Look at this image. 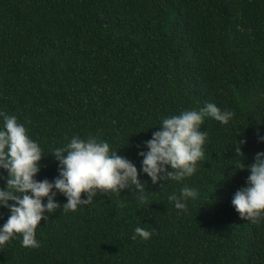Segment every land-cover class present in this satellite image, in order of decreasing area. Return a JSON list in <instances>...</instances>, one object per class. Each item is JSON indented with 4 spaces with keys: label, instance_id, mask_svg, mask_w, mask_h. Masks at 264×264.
I'll return each instance as SVG.
<instances>
[{
    "label": "trees",
    "instance_id": "trees-1",
    "mask_svg": "<svg viewBox=\"0 0 264 264\" xmlns=\"http://www.w3.org/2000/svg\"><path fill=\"white\" fill-rule=\"evenodd\" d=\"M207 102L234 121L201 123L206 160L184 181L201 196L177 210L165 194L180 185L139 174L137 146L162 116ZM0 109L44 148L36 179L58 175L48 151L92 133L135 163L147 192V202L124 189L57 208L36 228L39 247L17 235L0 264H264V222L231 204L249 170H234L228 147L244 141V164L264 151V0H0ZM7 216L0 207V224ZM140 223L155 229L149 239H132Z\"/></svg>",
    "mask_w": 264,
    "mask_h": 264
},
{
    "label": "clouds",
    "instance_id": "clouds-1",
    "mask_svg": "<svg viewBox=\"0 0 264 264\" xmlns=\"http://www.w3.org/2000/svg\"><path fill=\"white\" fill-rule=\"evenodd\" d=\"M206 117L228 125L234 121L235 112L213 102L182 109L150 124H158L159 128L142 142L143 147L137 146V155L142 157L139 174H147L153 184L159 180L180 185L178 190L165 194L177 210L187 211L188 204L201 196L198 187L184 181L196 174L206 160L208 133L200 130ZM257 140L264 141V135H258ZM243 143V140H233L228 145H235L236 159L230 163L234 170H249L244 184L233 193L231 204L241 217L260 224L264 222V151H257L252 162L244 164L239 159L243 155L240 148ZM44 153L26 124L15 114L0 109V170L6 172V175L0 174V180L5 182L0 186V207L8 211L7 219L0 224V248L17 235L21 237V246L39 247L36 228L42 218L48 220L57 208L75 211L79 206L90 204L98 193L119 195L127 189L135 192L141 202H147L146 182L139 179L135 163L118 155L117 146L113 147L100 135L73 134L48 151L58 162V175L51 180L36 179ZM58 192L66 197L62 205L55 199ZM143 224L134 227L132 239L151 237L155 229Z\"/></svg>",
    "mask_w": 264,
    "mask_h": 264
}]
</instances>
